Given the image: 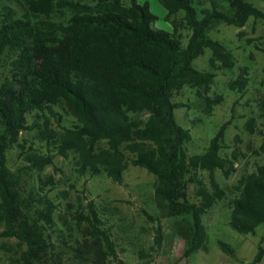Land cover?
<instances>
[{"label": "trees", "instance_id": "obj_1", "mask_svg": "<svg viewBox=\"0 0 264 264\" xmlns=\"http://www.w3.org/2000/svg\"><path fill=\"white\" fill-rule=\"evenodd\" d=\"M196 1L160 0L167 20L185 13L192 36L184 42L176 29L154 28L157 17L139 0H0V65L7 58L13 67L4 79L0 72V219L6 227L0 238L26 246L22 264H63L50 237L57 227L55 204L48 195L26 199L7 163L8 150L20 143L23 132L32 131L49 149L48 155L29 159L39 170L52 165L55 156L75 152L80 175L105 172L122 184L125 150L135 154L132 165L156 177L161 217H148L158 247L164 242L162 220H169L186 258L208 251L204 217L228 197L216 173L229 179L239 154H224V126L204 153L189 155L191 132L176 119V111L186 106L174 99L185 88L209 90L214 84L212 72L194 67L206 49L214 58L231 57L208 37L211 28L218 23L242 28L251 18L264 21V9L248 0H223L227 12L218 7L198 12ZM190 185L197 187V202L189 197ZM231 193L230 227L254 234L264 225V165H257ZM30 202L42 209L34 212ZM72 218L88 227L77 252L80 264H126L94 203ZM219 247L234 255L230 245L219 242ZM263 260L260 246L250 264Z\"/></svg>", "mask_w": 264, "mask_h": 264}, {"label": "rangeland", "instance_id": "obj_2", "mask_svg": "<svg viewBox=\"0 0 264 264\" xmlns=\"http://www.w3.org/2000/svg\"><path fill=\"white\" fill-rule=\"evenodd\" d=\"M139 1L148 3L157 17L154 28L169 33L176 29L184 42L192 36L185 13L181 12L169 21L168 11L160 0ZM248 1L264 9V0ZM195 6L198 12L211 11L215 7L228 11L223 0H197ZM208 37L224 45L231 57L214 58L213 52L206 49L194 62V67L212 72L214 84L209 90L185 88L174 99L186 106L176 111V119L191 132L192 141L186 146L189 155L204 153L224 126V154L230 156L235 151L239 154L236 173L229 179L220 171L216 173L218 182L228 191V197L204 217L208 251L186 258L183 241L177 236L173 221L169 220H162L164 242L161 248L158 247L156 228L148 217H161L155 196L156 177L146 169L132 165L137 157L135 154L125 150L128 165L122 184L115 183L105 172L96 177L80 175L75 152L68 158L55 156L52 165L39 170L29 159L34 155H48L49 149L37 131L23 132L20 143L8 150V167L20 180L26 199L30 195L34 198L48 195L55 204L57 227L50 232V237L63 264H80L77 252L82 249L79 243L88 235V227L87 224L79 226L72 216L87 212L90 202L111 227L112 241L117 246L119 258L126 264H250L259 247L264 248V225L248 235L238 233L229 225L231 190L243 177L254 173L257 165H264V21L251 18L242 28L218 23L211 28ZM0 66L3 79L11 76V60L2 58ZM59 112L65 120L70 119L62 110ZM30 122L34 123V120L31 118ZM52 123L56 127L54 121ZM203 177L207 178V175ZM45 183L50 185L44 187ZM196 192V185H190L189 197L193 202L198 201ZM29 208L36 212L42 206L30 202ZM5 229L0 219V233ZM219 242L230 245L234 255L223 252ZM25 250L26 246L15 238H0V264H22Z\"/></svg>", "mask_w": 264, "mask_h": 264}, {"label": "crops", "instance_id": "obj_3", "mask_svg": "<svg viewBox=\"0 0 264 264\" xmlns=\"http://www.w3.org/2000/svg\"><path fill=\"white\" fill-rule=\"evenodd\" d=\"M164 233H165V232H164ZM175 241H177V239H175ZM182 243H183V242H182ZM165 244H166V243H164V248H165ZM183 245H184V243H183ZM160 257L162 258V257H163V254H161ZM161 258H160V259H161Z\"/></svg>", "mask_w": 264, "mask_h": 264}]
</instances>
